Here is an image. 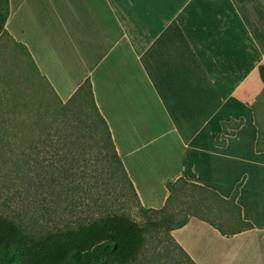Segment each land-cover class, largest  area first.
<instances>
[{
    "label": "crops",
    "instance_id": "crops-1",
    "mask_svg": "<svg viewBox=\"0 0 264 264\" xmlns=\"http://www.w3.org/2000/svg\"><path fill=\"white\" fill-rule=\"evenodd\" d=\"M6 29L61 101L90 79L146 209L184 178L237 202L253 228L172 231L197 264H264V0H10ZM243 121L234 135L224 123ZM231 130V129H230ZM218 139L225 140L224 145Z\"/></svg>",
    "mask_w": 264,
    "mask_h": 264
},
{
    "label": "trees",
    "instance_id": "trees-1",
    "mask_svg": "<svg viewBox=\"0 0 264 264\" xmlns=\"http://www.w3.org/2000/svg\"><path fill=\"white\" fill-rule=\"evenodd\" d=\"M10 0H0V35L6 33ZM0 80V186L42 220H62L70 214L112 213L116 198L131 202V195L149 216L145 227L131 222L117 232L78 235L41 257L12 236L0 234V264H135L146 249L145 234L163 230L169 243L155 264H197L174 239L172 231L195 217L226 237L253 228L237 202L239 184L230 198L180 178L168 181L169 197L161 209H146L120 158L107 120L95 101L88 79L67 102L60 101L48 114L38 101H17L20 93L1 89ZM90 90L98 122L86 124L82 99ZM5 93V95H4ZM4 99L10 101H2ZM258 126L257 150H264V92L253 102ZM243 121L224 123L226 135H234ZM231 129V130H230ZM224 145L225 140L218 139Z\"/></svg>",
    "mask_w": 264,
    "mask_h": 264
},
{
    "label": "rangeland",
    "instance_id": "rangeland-1",
    "mask_svg": "<svg viewBox=\"0 0 264 264\" xmlns=\"http://www.w3.org/2000/svg\"><path fill=\"white\" fill-rule=\"evenodd\" d=\"M0 80L3 92L9 88L18 89L16 91L20 96L17 101H38L48 114L54 112L61 101L48 80L42 76L29 50L8 31L0 35ZM85 95L77 100L87 101L86 107L82 108V119L86 124L98 122L99 115L89 89ZM7 99L2 95V101H10ZM110 202L114 208L112 213L81 216L73 213L66 220H62L59 213L54 220H42L0 186V234L12 236L27 250L44 257L78 235L117 232L131 222L143 227L147 225L149 216L141 211L135 196L131 195L129 204L116 198ZM145 237V252L135 264H155L159 257L165 260L158 252L162 245L169 243L164 231L159 233L157 229L151 228Z\"/></svg>",
    "mask_w": 264,
    "mask_h": 264
}]
</instances>
